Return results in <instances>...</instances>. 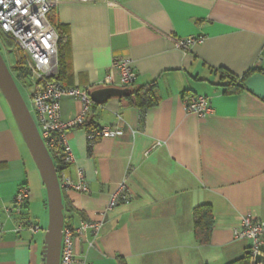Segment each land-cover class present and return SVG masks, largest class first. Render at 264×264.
<instances>
[{
  "label": "crops",
  "instance_id": "obj_1",
  "mask_svg": "<svg viewBox=\"0 0 264 264\" xmlns=\"http://www.w3.org/2000/svg\"><path fill=\"white\" fill-rule=\"evenodd\" d=\"M51 17L65 36L63 85L117 87L104 78L120 57L137 76L126 88L154 82L159 98L149 108L131 94L92 103L94 127L120 134L91 148L84 127L67 132L73 161L64 173L76 180L81 170L88 191L61 190L63 218L75 227L101 222L90 244L75 240L76 264H227L250 251L233 229L245 215L264 221V0L59 1ZM189 36L202 40L177 49ZM230 77L240 88L225 92ZM184 92L207 97L211 113H185ZM80 108L62 97L61 118ZM124 178L131 202L107 211ZM21 184L29 198L20 216L12 206ZM202 204L213 210L208 244L193 233L192 211ZM0 224V264H46L45 188L1 90Z\"/></svg>",
  "mask_w": 264,
  "mask_h": 264
},
{
  "label": "built area",
  "instance_id": "obj_2",
  "mask_svg": "<svg viewBox=\"0 0 264 264\" xmlns=\"http://www.w3.org/2000/svg\"><path fill=\"white\" fill-rule=\"evenodd\" d=\"M59 1L86 3L96 0H0V34L10 39L16 50L20 52L19 57L22 58L23 67L28 73L26 78L31 81V91L28 95L35 116V125L51 159L53 156L62 166L61 171L56 173L60 189L86 193L88 186L81 170H78L76 180L64 173L65 167L73 161L67 132L82 126L89 120L92 102L88 90L65 86L56 79L58 34L49 22L48 16ZM201 40L202 37L189 36L178 39L175 46L177 49L187 51L195 42ZM136 78V73L128 62L115 57L107 69L104 84L126 88L133 85ZM64 96L77 99L81 104L77 115L67 121L63 120L60 114V101ZM181 107L185 113L195 114L199 118L208 116L212 111L208 98L203 95L190 94L181 98ZM119 134L120 131L115 126L93 127L85 130L88 148L101 139ZM28 198L29 190L21 184L14 195L12 210L21 216ZM131 200V190L124 178L118 183L108 200L106 210H111L118 205H127ZM26 224H29V228L34 231L39 228L28 222ZM21 228L20 224L16 230ZM100 228V221L82 220L75 227L70 218H63L58 264H76L78 260L74 250L75 240L81 239L90 244L87 235L96 237ZM1 233L0 224V236ZM233 236L251 241L250 264H255L257 253L264 254V221L251 215L242 216L239 225L233 229ZM80 264L91 263L81 260Z\"/></svg>",
  "mask_w": 264,
  "mask_h": 264
},
{
  "label": "water",
  "instance_id": "obj_3",
  "mask_svg": "<svg viewBox=\"0 0 264 264\" xmlns=\"http://www.w3.org/2000/svg\"><path fill=\"white\" fill-rule=\"evenodd\" d=\"M0 90L6 99L18 129L32 156L46 189L48 224L46 227V264H58L61 230L63 224V204L56 169L35 125V122L21 97L16 83L0 54ZM128 88L104 87L89 92L93 104L101 105L112 97L124 96ZM255 264H264V254L255 255Z\"/></svg>",
  "mask_w": 264,
  "mask_h": 264
},
{
  "label": "trees",
  "instance_id": "obj_4",
  "mask_svg": "<svg viewBox=\"0 0 264 264\" xmlns=\"http://www.w3.org/2000/svg\"><path fill=\"white\" fill-rule=\"evenodd\" d=\"M54 11V10H53ZM52 11V12H53ZM52 12L48 16L49 22L54 26L57 34H58V74L56 79L60 82L62 81L63 77L66 73V58H65V36L64 33L54 25L52 20ZM0 38L5 39L9 43L12 44L11 40L2 36L0 34ZM12 71L15 74V77L18 81H24V79L28 76V73L23 67L22 61L12 67ZM228 75V74H227ZM232 79L229 84L227 85L226 91H236L240 87L239 84L236 83V78L230 77ZM133 95L135 99V103L139 108H149L157 105L159 98L157 96L156 85L155 83H150L141 87H138L134 90H129L126 95ZM190 95L189 93L184 92L181 98ZM80 128L84 127L85 130H90L94 127L93 123L88 120ZM52 162L56 169V173L58 174L62 166L60 163L53 158ZM192 218H193V233L195 238L198 240L200 244H208L210 242L211 230L213 226V210L209 204H202L196 206L192 211ZM227 264H250V251L246 250L244 254L237 260H234Z\"/></svg>",
  "mask_w": 264,
  "mask_h": 264
},
{
  "label": "rangeland",
  "instance_id": "obj_5",
  "mask_svg": "<svg viewBox=\"0 0 264 264\" xmlns=\"http://www.w3.org/2000/svg\"><path fill=\"white\" fill-rule=\"evenodd\" d=\"M0 54L15 81L16 86L21 94V97L23 98V101L25 102L33 120H35L34 113L29 103V95H28V90H27L29 87L28 84L30 83V80L26 78L24 81L20 82L16 79L15 74L12 71V67L22 61V58L19 57L20 52L16 50L13 44L9 43L3 38H0ZM44 188H45V185H44ZM45 192H46V189H45Z\"/></svg>",
  "mask_w": 264,
  "mask_h": 264
}]
</instances>
